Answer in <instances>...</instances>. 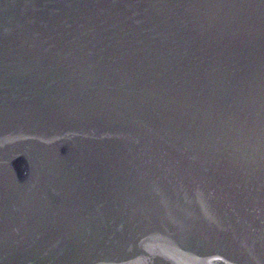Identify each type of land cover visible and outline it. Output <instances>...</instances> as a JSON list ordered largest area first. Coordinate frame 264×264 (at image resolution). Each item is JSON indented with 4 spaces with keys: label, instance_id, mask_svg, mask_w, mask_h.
<instances>
[{
    "label": "water",
    "instance_id": "95a60500",
    "mask_svg": "<svg viewBox=\"0 0 264 264\" xmlns=\"http://www.w3.org/2000/svg\"><path fill=\"white\" fill-rule=\"evenodd\" d=\"M0 264H264V0H0Z\"/></svg>",
    "mask_w": 264,
    "mask_h": 264
}]
</instances>
